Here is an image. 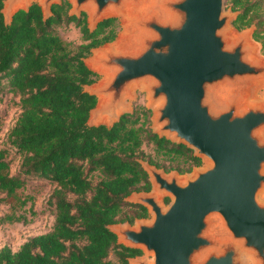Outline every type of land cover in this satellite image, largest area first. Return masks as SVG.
<instances>
[{
	"label": "water",
	"instance_id": "water-1",
	"mask_svg": "<svg viewBox=\"0 0 264 264\" xmlns=\"http://www.w3.org/2000/svg\"><path fill=\"white\" fill-rule=\"evenodd\" d=\"M68 2L91 32L123 20L116 40L83 58L101 75L84 87L97 97L88 124L110 127L133 113L130 100L142 89L153 132L206 160L183 175L140 159L151 189L126 201L150 217L109 226L118 244L144 252L129 264H264V98L252 96L264 86V57L254 25L235 30L240 11L225 0ZM33 3L47 20L62 0H4L5 23Z\"/></svg>",
	"mask_w": 264,
	"mask_h": 264
},
{
	"label": "trees",
	"instance_id": "trees-1",
	"mask_svg": "<svg viewBox=\"0 0 264 264\" xmlns=\"http://www.w3.org/2000/svg\"><path fill=\"white\" fill-rule=\"evenodd\" d=\"M226 3L241 10L236 27L256 23L254 37L264 47V0ZM3 5L0 0V100L5 93L19 97L21 111L9 129L7 145L0 146V203L19 199L29 178L43 179L54 184L48 203L54 207L55 220L51 230L30 236L18 250L1 247L0 264H129L128 258L141 251L118 244L109 226L147 215L143 205L126 201L132 192L151 188L140 159L161 165L143 145L152 143L157 155L185 157L190 165L201 159L186 145L154 133L144 107L123 114L110 127L88 124L97 97L84 87L98 74L83 58L91 48L114 40L113 18L91 32L86 14L69 15L70 3L64 0L52 6L47 20L40 5L33 3L6 24ZM70 22L81 27L88 41L77 49L70 48L56 29ZM17 157L19 167L12 172ZM93 172L100 174L96 183L90 178ZM128 206L133 213L126 212ZM5 218L25 221L24 215ZM113 251L117 262L108 259Z\"/></svg>",
	"mask_w": 264,
	"mask_h": 264
},
{
	"label": "rangeland",
	"instance_id": "rangeland-1",
	"mask_svg": "<svg viewBox=\"0 0 264 264\" xmlns=\"http://www.w3.org/2000/svg\"><path fill=\"white\" fill-rule=\"evenodd\" d=\"M64 0H62L63 2ZM68 1V0H66ZM71 7V5H70ZM225 8L232 9L230 3H226ZM70 10V8H69ZM241 12V10H238ZM114 19V29H115V38L116 40L119 34L123 30V20L121 17H111ZM110 19V18H108ZM254 29L256 30V23H252ZM251 26V25H250ZM248 26V27H250ZM248 27L238 28L234 24V28L237 31H242ZM57 32L60 36L68 43L69 47L72 49H77V47L83 43H87L84 39L81 27L77 25L76 22L63 23L56 27ZM255 32V31H254ZM253 39L260 43L261 49L260 54L264 57V47L263 42L257 40L254 35ZM113 40V41H114ZM103 43L101 45H105ZM92 55V52L88 56ZM101 75H98L97 81L100 80ZM255 96L257 98H264V86L259 87L256 90ZM19 97L13 96L11 93H5L3 98L0 100V146L7 145V134L10 127L15 123L21 108L18 104ZM147 93L142 89H137L135 91V97L130 100L133 112L135 110H140L144 107L149 111L148 117V126L152 128V116L153 111L147 107ZM143 148L146 153L154 156L156 160L160 162L161 165H156L159 168L164 169L166 172L178 171L180 174H186L193 172L194 168L203 166L206 163L205 159H201V162L198 164H189V160H186L185 157L171 158L170 156L157 155L154 151V145L152 143H145ZM193 151V150H192ZM194 154V151H193ZM148 161V160H146ZM165 164V165H164ZM155 165V164H154ZM190 165V166H189ZM181 168V171L179 168ZM19 167V158L17 157L12 164V172H15ZM185 167V168H183ZM90 178L93 183H96L100 180V174L98 172H93L90 174ZM54 189V184L39 178H29L27 185L24 189H20L18 192L19 199L8 198L5 202L0 203V248L7 245L11 247L12 250L16 251L19 247L28 239L30 236L42 234L51 230L54 220L55 212L54 207L48 203L49 197ZM151 189V188H150ZM29 197V198H27ZM26 200V204L21 205V201ZM170 201L169 198H165L166 204ZM131 203V202H130ZM136 204V203H133ZM126 212L133 213L134 208L131 206L126 207ZM15 214L16 217L20 215L25 216L24 219L19 221L14 220L12 222L7 221L5 218L7 215ZM150 213L147 210V215L144 217H137L130 224H134L137 219L149 218ZM125 223V222H121ZM141 251V250H140ZM145 254L141 251L140 254H137L133 257H144ZM132 257H129L130 259ZM109 260L112 262H117V256L115 251L111 252Z\"/></svg>",
	"mask_w": 264,
	"mask_h": 264
},
{
	"label": "bare ground",
	"instance_id": "bare-ground-1",
	"mask_svg": "<svg viewBox=\"0 0 264 264\" xmlns=\"http://www.w3.org/2000/svg\"><path fill=\"white\" fill-rule=\"evenodd\" d=\"M259 87H260V86H258V85H256V86L253 87V89H252V96L255 97L256 90H257ZM107 119H108V115H102V116L99 117L98 120H99L100 122H103V121H107ZM262 197H264V194L262 195Z\"/></svg>",
	"mask_w": 264,
	"mask_h": 264
},
{
	"label": "flooded vegetation",
	"instance_id": "flooded-vegetation-1",
	"mask_svg": "<svg viewBox=\"0 0 264 264\" xmlns=\"http://www.w3.org/2000/svg\"><path fill=\"white\" fill-rule=\"evenodd\" d=\"M136 256V255H135Z\"/></svg>",
	"mask_w": 264,
	"mask_h": 264
}]
</instances>
